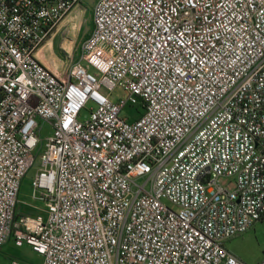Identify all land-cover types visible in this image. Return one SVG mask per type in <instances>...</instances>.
<instances>
[{"label": "built area", "instance_id": "2783aa9c", "mask_svg": "<svg viewBox=\"0 0 264 264\" xmlns=\"http://www.w3.org/2000/svg\"><path fill=\"white\" fill-rule=\"evenodd\" d=\"M79 1L0 0V246L40 264H245L224 243L264 221V0H94L81 60L55 71L40 52ZM41 147L43 211L17 215Z\"/></svg>", "mask_w": 264, "mask_h": 264}, {"label": "rangeland", "instance_id": "374dc122", "mask_svg": "<svg viewBox=\"0 0 264 264\" xmlns=\"http://www.w3.org/2000/svg\"><path fill=\"white\" fill-rule=\"evenodd\" d=\"M94 0H80L76 6L70 9L65 16L60 20L57 26L54 28L52 34L47 39L45 47L40 52L44 58L50 57L52 63L48 65L57 71L63 70L73 62L80 61V44L87 36V33L91 27V6ZM57 38L56 49L53 50L52 39ZM91 70V69H89ZM113 96L122 97L121 90L117 87L112 92ZM121 114L131 119L136 116V108L134 106H125L121 110ZM87 112H82V117H86ZM50 133V129L46 124L42 125L40 131V137L42 138V144L44 137ZM35 155L32 166L28 168L24 176L22 177V183L20 192L22 195L31 201L30 198V180L39 164V154ZM218 181L221 184H226L227 179L220 177ZM40 204L43 202L35 198ZM34 201V200H33ZM32 201V202H33ZM42 202V203H41ZM224 247L231 252L235 257L244 262L245 264L258 263L264 254V221L257 220L246 231L236 235L225 241ZM5 250L17 257L24 260H28L31 263L38 262L39 258L31 253V249L25 243L21 245H15L12 239H9Z\"/></svg>", "mask_w": 264, "mask_h": 264}, {"label": "crops", "instance_id": "0c3cea01", "mask_svg": "<svg viewBox=\"0 0 264 264\" xmlns=\"http://www.w3.org/2000/svg\"><path fill=\"white\" fill-rule=\"evenodd\" d=\"M46 45V43H45ZM45 45L43 47H45ZM40 59L48 65V63H52V60L50 59V57H46L44 58V56L42 54H40ZM49 66V65H48ZM52 66H55L54 64ZM54 69V67H53ZM55 71H57L56 69H54ZM21 183H22V179L20 181V185H19V191H18V200H17V203H16V206H15V213L17 215H29V216H33L37 213H42L43 211V208H44V204H40L37 200H35V198H32L31 195H30V200L29 201L28 199H26L22 193L20 192V187H21ZM34 200V201H33ZM33 201V202H32ZM11 239V238H8L3 244H1L0 246V264H8L10 262V260L14 259V258H17V259H20L21 262H23V264H40V261H41V257L40 255L36 254L35 252H32L34 256H36L37 258H39V261L38 262H34V263H31L30 261L28 260H24L20 257H17L11 253H8L6 250H5V247L7 245V242L8 240ZM14 243V242H13ZM15 244V243H14ZM23 244V243H22ZM16 245V244H15ZM21 245V244H20ZM27 245V244H26ZM28 246V245H27Z\"/></svg>", "mask_w": 264, "mask_h": 264}, {"label": "water", "instance_id": "95a60500", "mask_svg": "<svg viewBox=\"0 0 264 264\" xmlns=\"http://www.w3.org/2000/svg\"><path fill=\"white\" fill-rule=\"evenodd\" d=\"M56 41H57V38L56 37H53L52 39V47H53V50H55L57 47H56Z\"/></svg>", "mask_w": 264, "mask_h": 264}]
</instances>
